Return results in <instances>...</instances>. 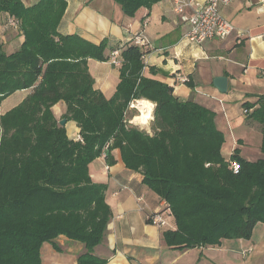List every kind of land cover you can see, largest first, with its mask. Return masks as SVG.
<instances>
[{"label": "trees", "instance_id": "16d2710c", "mask_svg": "<svg viewBox=\"0 0 264 264\" xmlns=\"http://www.w3.org/2000/svg\"><path fill=\"white\" fill-rule=\"evenodd\" d=\"M133 17L162 0H111ZM66 0H0V23L17 21L23 41L7 51L0 39V103L29 90L0 113V264L45 263L43 246L61 253L69 244L82 252L72 264H106L93 254L112 217L107 184L91 178V164L105 153L114 164L117 149L124 168L164 202L174 226L161 228L169 248L214 246L223 239H249L264 222V96L244 102L246 118L260 124L256 161L235 148L226 160L224 134L215 112L180 100L170 85L143 76L144 45L131 41L119 50V82L112 96L94 88L89 58L107 61L108 42L94 44L77 33L62 34ZM185 83L191 86L188 80ZM154 104L149 130L129 123L138 114L130 101ZM65 103L62 118L74 121L81 140L69 138L52 106ZM239 165L234 173L230 162ZM147 222L151 223V216ZM264 264V263H263Z\"/></svg>", "mask_w": 264, "mask_h": 264}, {"label": "crops", "instance_id": "0c3cea01", "mask_svg": "<svg viewBox=\"0 0 264 264\" xmlns=\"http://www.w3.org/2000/svg\"><path fill=\"white\" fill-rule=\"evenodd\" d=\"M37 1L22 0L25 6ZM66 3L58 25L60 33H77L94 44L106 39L107 55L114 48L124 47L135 35L141 36L146 44L143 76L170 85L180 100H193L213 110L224 143L228 133L230 153L238 148L240 156L246 159L245 135L249 130L261 135L260 124L246 118L242 104L256 103L264 96V0H231L229 4L219 5L221 15L234 29L225 39L206 40L200 45L183 38L188 25L174 12L173 0L159 1L150 9L140 8L133 17L125 16L111 0H66ZM0 39L10 52L20 45L23 36L21 33L16 36L15 29L0 23ZM87 67L94 88L106 97L112 96L119 82L118 67L109 60L92 58L87 60ZM176 74L184 76L191 86L180 82ZM216 76L227 78L225 93L214 87ZM28 93L29 90H17L5 98L0 113L19 104ZM65 108L63 101L52 106L58 120L62 119ZM135 110L139 115V108ZM151 121L152 117L140 126L149 129ZM64 126L69 138L79 134L74 121L66 120ZM111 153L115 162L108 170L100 157L91 164L92 180L107 184L106 199L112 212L105 239L93 249V254L105 259L106 264H217L210 259L209 246L180 250L169 248L161 241V228L148 223L147 217L154 212L163 213L164 202L141 184L140 174L124 168L117 149ZM258 155L263 156L259 151ZM81 252V247L69 244L60 257L50 260L51 253L49 262L45 263L72 264ZM263 263L264 251L249 259V264Z\"/></svg>", "mask_w": 264, "mask_h": 264}, {"label": "built area", "instance_id": "2783aa9c", "mask_svg": "<svg viewBox=\"0 0 264 264\" xmlns=\"http://www.w3.org/2000/svg\"><path fill=\"white\" fill-rule=\"evenodd\" d=\"M230 2L231 0H206L203 3L197 2L196 0H173L174 12H176L179 15L181 21H183L188 25V28L183 35V38L189 43L200 45L206 40H214V39L222 40L225 39L227 36H229L230 33L233 31L234 26L221 15L219 11V5L221 4L226 5L229 4ZM7 26L16 28L17 21H15L14 19H9ZM143 42L144 40L141 38V36L139 35L134 36L135 44L139 45L141 43L143 44ZM118 55H119V50L115 49L111 52L109 58V62L117 67L120 66V61L117 58ZM176 78L180 82H185L186 80V78L180 74H176ZM137 101L138 100L130 101L128 105V109L130 110L137 109L136 108ZM150 103L153 108L154 104L152 102ZM129 123L135 124L133 123L132 119L129 120ZM74 139L81 140V137L78 134L75 136ZM100 158H102L105 161V153H102ZM229 167L234 173L238 172L239 165L235 161L230 162ZM104 169L105 170L109 169V165L106 162H104ZM164 212H166L167 215H170L168 210ZM150 218H151V223L157 225L160 228L168 225L166 219L162 216L161 212L155 213Z\"/></svg>", "mask_w": 264, "mask_h": 264}, {"label": "rangeland", "instance_id": "374dc122", "mask_svg": "<svg viewBox=\"0 0 264 264\" xmlns=\"http://www.w3.org/2000/svg\"><path fill=\"white\" fill-rule=\"evenodd\" d=\"M2 102L3 100L1 101V103ZM150 115L152 117V113ZM62 119H65V118H62ZM132 120H133V123H135L136 125H139V126L144 125L141 123L138 124L139 122L133 118ZM226 131L227 130L225 129V132ZM245 136H246L245 138L247 139H245L244 141L245 143H244L243 149L245 150L247 154L246 159L248 158L251 161H256L259 158L258 151L261 153V148H260L261 135H258V133L249 130V134H246ZM225 137H226V141L225 143H223L221 147V153L226 160H230L231 143H229L228 141V137H229L228 133L227 135H225ZM162 215L164 218H166L167 224L172 228L174 226L173 218L167 215L165 212H163ZM242 241H245L246 244H243ZM249 245L251 246V248H249ZM209 247H211L209 249H212V252L210 254L211 258L210 257L209 258L217 264H249V259L251 260L253 255H255L256 252L264 251V222H259L254 227L251 237L248 240L247 239H242V240L241 239H223L221 240L219 244L214 245V246H209ZM251 249L253 250L250 253ZM199 252L200 251H198L197 253ZM51 253H52V259L50 260H56V258L61 256L60 253H56L55 251L50 249V247H48L47 244L44 245L43 250H42V258L44 262L48 260L49 255H51Z\"/></svg>", "mask_w": 264, "mask_h": 264}, {"label": "bare ground", "instance_id": "6f19581e", "mask_svg": "<svg viewBox=\"0 0 264 264\" xmlns=\"http://www.w3.org/2000/svg\"><path fill=\"white\" fill-rule=\"evenodd\" d=\"M139 108L140 114L135 117V120L139 123H142V121H146L151 117L152 113V105L150 102L146 101H137L136 108ZM143 122V123H144Z\"/></svg>", "mask_w": 264, "mask_h": 264}, {"label": "water", "instance_id": "95a60500", "mask_svg": "<svg viewBox=\"0 0 264 264\" xmlns=\"http://www.w3.org/2000/svg\"><path fill=\"white\" fill-rule=\"evenodd\" d=\"M213 85L220 93H225L227 90V78L224 76H216L213 79ZM153 109L154 107L152 108V112H153ZM65 123H66V119L59 120V124L61 126H64Z\"/></svg>", "mask_w": 264, "mask_h": 264}]
</instances>
